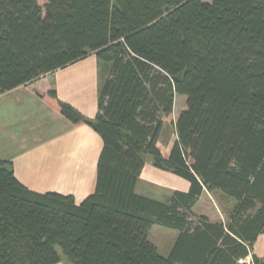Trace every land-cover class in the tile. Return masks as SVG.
Listing matches in <instances>:
<instances>
[{
  "label": "trees",
  "instance_id": "16d2710c",
  "mask_svg": "<svg viewBox=\"0 0 264 264\" xmlns=\"http://www.w3.org/2000/svg\"><path fill=\"white\" fill-rule=\"evenodd\" d=\"M94 55L109 67L99 113L44 98L102 137L95 192L38 193L0 162V264H237L264 234V0H0V90ZM175 96L177 141L158 148ZM147 158L190 184L168 203L138 195ZM228 224L192 220L204 191ZM154 226L179 233L168 256ZM257 263H262L255 257Z\"/></svg>",
  "mask_w": 264,
  "mask_h": 264
},
{
  "label": "crops",
  "instance_id": "0c3cea01",
  "mask_svg": "<svg viewBox=\"0 0 264 264\" xmlns=\"http://www.w3.org/2000/svg\"><path fill=\"white\" fill-rule=\"evenodd\" d=\"M98 65L97 58L89 56L33 83L6 93L0 90V162H11L15 177L28 189L73 196L77 203L95 192L98 162L104 147L102 137L87 124L71 122L44 97L55 91L62 102L94 120L99 113L102 86ZM184 108L174 111L172 120L167 121L174 124ZM163 132L158 148L167 157L177 136L174 134L173 140L164 142ZM161 144H165V150L161 149ZM189 188L187 181L155 168L147 160L135 192L168 203L174 192H188ZM161 189L165 194H160ZM212 194L205 190L192 211L196 214L205 204L204 211L197 214L215 223L209 201ZM178 235L177 232L173 245ZM252 250L264 261V235L258 237Z\"/></svg>",
  "mask_w": 264,
  "mask_h": 264
},
{
  "label": "rangeland",
  "instance_id": "374dc122",
  "mask_svg": "<svg viewBox=\"0 0 264 264\" xmlns=\"http://www.w3.org/2000/svg\"><path fill=\"white\" fill-rule=\"evenodd\" d=\"M204 1H206V0H204ZM90 56H94V55H90ZM98 70H99V78L101 79V82L103 83L105 81V79L107 78L110 69L108 66H105L102 63L101 64L99 63ZM183 106L184 107L186 106V97L175 96L173 112L174 111H176V112L180 111ZM174 115H175V112H174ZM174 134H175L174 124L173 123L171 124L170 121H165V128H164V132H163V136H162L163 141L167 142L169 140L170 141L173 140ZM160 147L162 150H165V144L164 145L161 144ZM147 160H150V159L147 158ZM160 194H165L163 189L160 190ZM161 196H163V195H161ZM212 196L213 197H209V201H211V204L213 206V208H212L213 220L216 222L218 221L219 223L228 224L229 219H230V215H231L233 208H234V202L220 192H215L212 194ZM200 206H201V204H200ZM204 208H205V204L201 206V209H199L198 210L199 212H197V213H201L200 211L203 212ZM213 209H214V211H213ZM197 213L196 214L193 213L192 218H191L192 220H194L196 222L198 221L199 217H202ZM176 234H177V232H175L173 230L165 229V228L160 227V226H155L152 229V232H150V234H149V240L158 246L159 253L164 256V255L169 253V251L173 245V242L175 240ZM262 240H261V242H263ZM60 254L62 256V261H65L66 263L70 264L67 261V259L62 255V253H60ZM254 257H256V256L254 255ZM261 264H264V261H262Z\"/></svg>",
  "mask_w": 264,
  "mask_h": 264
},
{
  "label": "built area",
  "instance_id": "2783aa9c",
  "mask_svg": "<svg viewBox=\"0 0 264 264\" xmlns=\"http://www.w3.org/2000/svg\"><path fill=\"white\" fill-rule=\"evenodd\" d=\"M237 264H261V263H257L255 261V257H254V254H253V250L250 249V253L247 257L245 258H241L237 261Z\"/></svg>",
  "mask_w": 264,
  "mask_h": 264
}]
</instances>
